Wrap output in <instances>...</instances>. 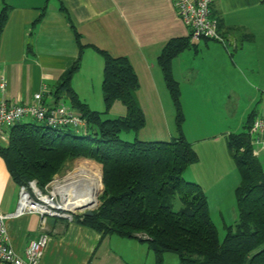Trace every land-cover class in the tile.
Segmentation results:
<instances>
[{
    "label": "crops",
    "instance_id": "obj_1",
    "mask_svg": "<svg viewBox=\"0 0 264 264\" xmlns=\"http://www.w3.org/2000/svg\"><path fill=\"white\" fill-rule=\"evenodd\" d=\"M5 4L11 10L0 44V104L28 103L43 86L47 88L42 99L45 105L61 102L54 101L53 92L62 73L79 53L61 9L64 6L85 45L80 69L72 78L79 99L90 109L103 111L102 95H87L89 77H102L103 61L94 47L115 57L126 56L138 77L137 99L145 117L144 127L127 133V140L137 137L142 141H160L176 135L174 110L156 63L168 40L188 37V28L178 18L173 0H0V11ZM44 6L42 18L33 24ZM211 15L221 34L233 40L234 46L226 49L216 41L190 40L193 46L175 57L171 65L181 92L184 134L199 154L198 162L192 164L194 170L184 172L188 176L191 171L186 181L202 188L208 208L210 198L215 203L220 199L217 184L222 182V175L218 177L222 156L216 143H221V139L219 133H212V143L208 142L197 136L191 125L198 119L209 123L218 116L207 109L208 101L215 103V92L238 97L245 93V87L254 93L248 110L255 108V116H264V96L260 112L254 105L259 95H264V0H213ZM218 74L228 78L216 79ZM118 114L124 115L125 109ZM225 119L231 121L229 113ZM232 132L230 124L221 134L228 136ZM202 156L207 158L203 164ZM258 158L264 160V150H260ZM204 173L207 182L203 181ZM18 186L0 155L3 212L15 211ZM231 211L236 220V212ZM7 228L10 244L21 255L30 240L41 233L48 236L39 264H143V254L148 255L149 246L146 243L145 250L144 240L139 237L102 235L81 223L55 218H49L42 230L35 213L8 219Z\"/></svg>",
    "mask_w": 264,
    "mask_h": 264
},
{
    "label": "trees",
    "instance_id": "obj_2",
    "mask_svg": "<svg viewBox=\"0 0 264 264\" xmlns=\"http://www.w3.org/2000/svg\"><path fill=\"white\" fill-rule=\"evenodd\" d=\"M61 9L79 53L59 78L54 101L68 100L85 124L53 128L30 119L12 126L8 143L0 145V155L13 179L18 185L34 179L44 190L66 163L76 158L92 159L101 165L100 204L92 216H75L72 221L102 235L139 237L147 242L156 264L162 263L167 252L175 253L179 264H264V166L253 154L249 133L256 112L248 115L243 131L227 136L228 151L239 174L235 189L238 214L219 241L202 188L183 178L198 155L183 134L180 89L171 65L175 57L193 46L189 37L168 40L156 58L174 106L176 135L160 141L126 140L120 133H136L145 125L137 99L138 77L126 56L115 57L94 47L103 61L104 110L90 109L82 102L71 81L80 69L85 45L67 9ZM10 10L5 4L0 11V44ZM44 11L45 6L33 24ZM116 100L125 107V114L104 118ZM176 201L178 209H174Z\"/></svg>",
    "mask_w": 264,
    "mask_h": 264
},
{
    "label": "built area",
    "instance_id": "obj_3",
    "mask_svg": "<svg viewBox=\"0 0 264 264\" xmlns=\"http://www.w3.org/2000/svg\"><path fill=\"white\" fill-rule=\"evenodd\" d=\"M213 0H173V6L178 18L188 28L190 40L207 39L222 44L226 49L234 41L226 38L218 29L216 19L211 15ZM5 87V83L2 84ZM47 88L43 86L33 94L28 103L0 104V145L9 141L10 128L24 119L36 120L53 128L81 127L85 120L81 114L70 106L59 103L47 106L43 103V95ZM253 154L258 157L260 150H264V116H256L249 129ZM64 179L53 177L44 190H41L36 180H29L18 186V204L14 212L5 213L0 209V264H39L48 236L41 233L37 238L28 242L23 255L9 242L7 220L28 213H35L39 217V227L44 230L49 218L64 219L71 222L75 216L84 215V211L67 208L62 200L61 190L55 186L65 184ZM141 238L144 235L139 234Z\"/></svg>",
    "mask_w": 264,
    "mask_h": 264
},
{
    "label": "rangeland",
    "instance_id": "obj_4",
    "mask_svg": "<svg viewBox=\"0 0 264 264\" xmlns=\"http://www.w3.org/2000/svg\"><path fill=\"white\" fill-rule=\"evenodd\" d=\"M218 75L219 76H217L216 79H219V80H226L228 78L225 76V74H223V75L218 74ZM100 78H101V80H100ZM100 78L98 75L97 76L91 75L89 77L90 85H89L88 93H87V95L89 97H94L95 95H98V94L100 96L102 95V91H101L102 77L100 76ZM71 85H72V81H71ZM179 89H180V87H179ZM244 89H245L244 90L245 93H239L238 97H236L234 94H230V93L227 94L226 92H220V93L215 92L213 94V98H214L215 103L213 105L212 101H210V102L208 101L207 109L213 110L214 111L213 113L218 115V116H215L214 118H212V121H209V123H206L207 121H205V120H203V122H201L198 119L195 122H193L191 125V127L193 129H195V131L197 133L196 135L201 137V138H204L208 142L212 143L213 138H210L212 133H215V134L219 133V135H220L219 137L221 139V143L220 142L216 143V144L220 145L221 152H218V153L222 156V161L220 163V168H219L220 172L218 173V177L222 175V182L217 184L220 199H219V202L215 203L214 200L212 198H210V202H209V210H211V217H212V219H213V221L217 227L219 241H222L225 234H226V228L225 227L229 224H233L235 221V220H233L231 210L234 209V211L236 212V215L238 214L236 197H235V189L239 184L238 170L236 168V165H235L233 159L231 158V156L229 154L228 147H227V137H226L227 135L221 134V133H222V131H226L227 127H230V124L232 125V131H233L232 133H239V132L243 131L245 129L244 125L246 124L248 115L252 111H255V108H253L252 110H248L249 109L248 106L250 105L249 99L254 95V93L251 92V90L249 88L245 87ZM168 95H169V93H168ZM261 96H264V95L260 94L259 95L260 100L258 98L256 104H254L257 106L256 109L259 112L261 111L260 110V108H261V105H260ZM81 97H84V96L81 95ZM169 97H170V95H169ZM170 100H171V98H170ZM82 102H84V101H82ZM180 102H181V92H180ZM60 103H63L66 106H70L68 100H65V99H62ZM102 103H103V100H102ZM171 104H172V100H171ZM181 106H182V102H181ZM221 106H222V110H221ZM103 107H104V104H103ZM172 107L174 110L173 104H172ZM119 109L121 111H124L125 107L123 106V104L120 101L116 100L112 104L108 113L103 114V117L104 118L119 117L118 116L119 115L118 112L120 111ZM103 110H104V108H103ZM182 110H183V108H182ZM227 113H229V115H230V120H231L230 122L227 121L226 119L224 120L225 115ZM183 115H184V112H183ZM27 120H29V119H24L23 121H27ZM174 121H175V111H174ZM184 124H185V116H184L183 129H184ZM174 127H175V122H174ZM130 133H133V132H130ZM126 134L127 133L122 132V133H120V137L122 139L127 140L128 138H127ZM183 134H184V130H183ZM184 136H185V134H184ZM218 151H220V150H218ZM224 152H225V154H224ZM197 155H198V160H199V154H197ZM198 160L195 163H193V165H195L198 162ZM206 160H207V158H205L204 156L201 157L202 164ZM259 160L261 161L262 166H264V160H262V158H260ZM79 164H80V166H77ZM84 165L93 166L98 171L99 183H98V187H97V191H96V200H95V202L91 203L93 205L77 208L76 209L77 212L78 211L83 212L87 209H91L94 211L99 206V204H100L99 197H100L102 190H103V186H102V182H101V165L92 159L76 158L73 161L66 163L65 167L59 173L54 175V177L57 176L59 178V180L64 179V181H66L65 176H67L68 173L76 170V167H78V169H79L81 166H84ZM193 165L191 164L187 169L194 170L192 167ZM188 172L190 173L191 171H188ZM189 173H188V176L191 174V173L190 174ZM185 174L186 173H183V178H185L184 180L188 179V176ZM203 177H204L203 181L207 182L208 178H205L206 177L205 173L203 174ZM215 191H217V190H214V192ZM88 205H90V204H88ZM179 206H180L179 202L176 201L174 204V209H178ZM231 206L233 207L232 209L230 208ZM216 207L219 208V210H215ZM220 213H222V215ZM236 218H237V216H236ZM143 243H144V248L146 250L148 248L147 244H146L147 242L143 241ZM147 250H148V253H147L148 255L143 254L142 263L143 264H156L155 256H154L152 250L150 248ZM161 264H179L178 257L173 252H167L164 254L163 261Z\"/></svg>",
    "mask_w": 264,
    "mask_h": 264
},
{
    "label": "bare ground",
    "instance_id": "obj_5",
    "mask_svg": "<svg viewBox=\"0 0 264 264\" xmlns=\"http://www.w3.org/2000/svg\"><path fill=\"white\" fill-rule=\"evenodd\" d=\"M77 169L78 167H76ZM76 170L65 176L67 181L65 184L55 187L57 190L62 189L61 195L64 205L72 210L93 205L91 203L96 200L99 183L98 171L93 166L84 165Z\"/></svg>",
    "mask_w": 264,
    "mask_h": 264
},
{
    "label": "water",
    "instance_id": "obj_6",
    "mask_svg": "<svg viewBox=\"0 0 264 264\" xmlns=\"http://www.w3.org/2000/svg\"><path fill=\"white\" fill-rule=\"evenodd\" d=\"M83 214H84L85 216H92V215H93V210H91V209H87V210L84 211Z\"/></svg>",
    "mask_w": 264,
    "mask_h": 264
}]
</instances>
